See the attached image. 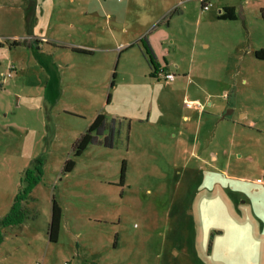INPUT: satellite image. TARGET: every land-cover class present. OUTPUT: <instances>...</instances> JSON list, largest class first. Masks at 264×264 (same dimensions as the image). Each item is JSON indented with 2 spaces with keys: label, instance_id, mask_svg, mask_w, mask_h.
I'll use <instances>...</instances> for the list:
<instances>
[{
  "label": "rangeland",
  "instance_id": "rangeland-1",
  "mask_svg": "<svg viewBox=\"0 0 264 264\" xmlns=\"http://www.w3.org/2000/svg\"><path fill=\"white\" fill-rule=\"evenodd\" d=\"M24 1L0 0V264H264V0H39L38 44ZM146 33L174 80L154 75Z\"/></svg>",
  "mask_w": 264,
  "mask_h": 264
},
{
  "label": "trees",
  "instance_id": "trees-1",
  "mask_svg": "<svg viewBox=\"0 0 264 264\" xmlns=\"http://www.w3.org/2000/svg\"><path fill=\"white\" fill-rule=\"evenodd\" d=\"M206 0H202V7H204V3ZM219 17L220 18H227L230 20H235L238 18L237 16V12L234 6H225L221 12L219 13ZM264 17V14H263ZM17 42V40L15 41ZM142 44L143 47L145 49V54L148 57V61L150 63V65L155 69L156 74L158 73V68H159V62L157 59V56L148 40V38L146 36H144L142 38ZM80 51H86L84 49H78ZM254 55L256 58L259 59H264V48H259L256 49L254 51ZM109 126V123L106 119V117L103 114H99L97 115V117L93 120V122L89 125V127L87 128V130L81 134V136L76 140L75 144H74V154L76 156L80 155L83 153V151L87 148V146L91 143H95V142H99V135ZM104 144L106 146H113L114 144V137H113V129H111V133L109 136H107L104 139ZM75 165V160L72 158H69L64 167H63V171L64 172H68L70 170L73 169ZM36 182V180H34L32 183H30L31 187L33 185V183ZM22 200L21 196H18L16 199V202L12 208L11 213L16 214L18 211H20V207H19V202ZM9 214L8 217H10ZM62 216H63V210L62 207L58 201V199L56 198L55 195H53L52 197V213H51V221H50V226H49V237L50 240H54L56 241L58 239L59 236V232H60V227H61V221H62Z\"/></svg>",
  "mask_w": 264,
  "mask_h": 264
},
{
  "label": "crops",
  "instance_id": "crops-1",
  "mask_svg": "<svg viewBox=\"0 0 264 264\" xmlns=\"http://www.w3.org/2000/svg\"><path fill=\"white\" fill-rule=\"evenodd\" d=\"M206 2H208L209 3V1H206ZM24 3H25V5L22 7V11H23V15H21L20 16V19H18V22H19V24L23 27V25L25 26V28L27 27V30H28V36L30 37V39H32V40H35V42L37 43V42H39V43H42V42H44V41H46V42H50V39L49 38H47V37H38L37 35H38V33H35L34 31H33V28L35 27L34 26V24H35V22H37L38 21V23H39V21H43V22H48L50 19H42V15H41V13H40V11L38 10V5H39V0H25L24 1ZM235 7V6H234ZM22 18V19H21ZM202 19H200V21H201ZM229 20V19H228ZM235 20H242V22L245 24L246 23V19H235ZM164 23H166V25L168 26V27H170V25H171V19L170 20H166ZM163 23V24H164ZM32 32H34L35 34L34 35H32L31 33ZM40 33V32H39ZM37 34V35H36ZM149 34V33H148ZM144 36H146L147 38H148V40H149V42H150V44H151V46H152V48H153V50H154V52H155V54H156V56L157 57H163V61H165V66H163L162 64H160V62H159V68H158V73L160 72V71H166V72H170V71H168L167 69H168V62H166L167 60H168V58H167V55H169L170 54V51H171V49H168V48H163V44L164 43H162V42H164L165 40H162V42H161V44H158V38L156 37V39L154 40V38H151V37H149V36H147V33L144 35ZM143 36V37H144ZM142 37V38H143ZM170 37H168L167 39L169 40V42L173 45V43H174V39H169ZM18 40L19 39H21V38H17ZM25 39H29V38H25ZM19 41H21V40H19ZM54 41H58V45H60V46H65L66 48L67 47H73L71 44H67L66 42H63L64 44H60V43H62V42H60L59 40H57V39H54ZM38 44V43H37ZM207 45V44H206ZM39 47V46H38ZM262 48H264V47H262ZM159 59V58H158ZM165 59H167V60H165ZM192 81H193V76L190 74V76L188 77V84H189V86H190V84L192 83ZM206 105V107L205 108H207V105L208 106H210V108H216V107H218L219 106V104H217V103H215L214 101H210L209 100V102L207 103V104H205ZM230 106V104H229V102H228V107ZM204 112H206V111H204ZM203 112V113H204ZM234 112V108L233 109H230V110H228V112H227V114H224V116L222 117V119L223 118H225V116L226 115H228V114H230V113H233ZM216 115H220V113H218V114H216ZM248 114H245V113H242V116L243 117H245V116H247ZM189 117L190 116H188L187 114H185L184 115V118L186 119V118H188L189 119ZM217 126H218V124H217ZM215 138H216V135L211 139V140H209L208 142H209V145H212V143H214V141H215ZM211 159V160H210ZM210 164H214V163H212V162H214V161H217L218 159H219V156H218V154H217V152L216 151H214V150H212V152H211V155H210ZM258 178H260L259 176L256 178V179H258Z\"/></svg>",
  "mask_w": 264,
  "mask_h": 264
},
{
  "label": "built area",
  "instance_id": "built-area-1",
  "mask_svg": "<svg viewBox=\"0 0 264 264\" xmlns=\"http://www.w3.org/2000/svg\"><path fill=\"white\" fill-rule=\"evenodd\" d=\"M209 7H210V3L205 1L203 8L208 9ZM158 75L165 77L166 80H174V78H175V74L172 73V72L160 71L158 73ZM186 105L189 106V107H195V108L199 109L202 112L204 111V109L206 107L205 103H202L199 100H186ZM263 181H264L263 178H258L257 179V182L261 183ZM65 264H69V263L65 262Z\"/></svg>",
  "mask_w": 264,
  "mask_h": 264
}]
</instances>
